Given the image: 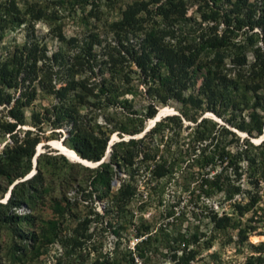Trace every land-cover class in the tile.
Masks as SVG:
<instances>
[{"label": "trees", "instance_id": "16d2710c", "mask_svg": "<svg viewBox=\"0 0 264 264\" xmlns=\"http://www.w3.org/2000/svg\"><path fill=\"white\" fill-rule=\"evenodd\" d=\"M198 1L196 10L200 19L189 18L194 22L187 26L179 23L185 19L186 0H134L126 4L121 18L109 24L110 30L118 37L116 45L109 46L106 56L99 60H90L86 55L95 39L82 44L80 52L68 56L60 50L51 56L43 54V64H33V70L32 59L38 53L36 44L32 49H26L23 44L0 60V103L13 100L9 109L12 120L0 117V132L8 134L10 139L0 149V197L14 183L7 200L0 201V231L5 222L18 217L12 208L28 204L34 196L35 190L30 189L41 173L38 168L31 177L16 181L29 172L43 128V116L38 112L32 114V122L36 126L34 136H30L31 129L17 128L25 123L22 108L33 101L38 90L56 99L50 107L51 119L48 123L53 128L64 123L68 125L63 144L91 161H99L104 156L112 132L131 136L142 132L146 119L151 120L160 111L156 114V102L166 103L172 98L185 107L197 109L200 114L210 110L221 115V107H230L236 128L250 136H261L264 127V0ZM10 5L6 6L8 9L5 11L0 4V28L14 19L18 24L25 21L14 7V1ZM255 27H260V31H255ZM59 37L63 39L61 35ZM249 52L251 61L248 60ZM64 68L66 75L58 77ZM200 70L202 79L198 93H185L195 85ZM133 79H137V84H133ZM139 84L144 85L143 94L150 99L143 114L130 109L131 100L126 96L137 93ZM6 88H17L18 96H11ZM89 105L105 113L104 124L91 123L80 113ZM110 106L121 108L125 115L117 117L106 112ZM243 112L247 119L245 115L241 116ZM237 117L239 120L235 121ZM174 121H179L177 115L165 116L141 137L113 142L108 161L88 168L96 171L95 181L105 188L109 187L111 163L126 170L129 178L133 177L141 167L138 164L133 166V159L138 156V163L150 168L147 182L150 178L158 179L172 174L175 164L183 159L172 156L169 159L162 153L157 155L158 145L153 138ZM227 133L235 135L212 119L202 117L191 131L189 142L193 156L187 166L211 169L220 163L222 169L208 181L209 191L223 192L225 198L232 199L241 188L239 184L230 183V174L226 173L228 167H231L230 171L237 180L243 174V170L239 171V163L245 161L244 173H247L249 181L257 189L260 188L259 183L264 182V139L254 144L245 138L239 148L232 152L223 138ZM64 156L60 157L68 161ZM129 178L120 184L114 196L115 202L125 203L135 194L136 183ZM258 200L259 196L254 193L249 195L246 203L237 201L233 206L242 214ZM211 216L217 230L229 225L236 227L239 241H245L252 231L248 226L241 228L225 212L220 216L216 213ZM89 223V219L81 220L73 230L76 236L72 239L85 237ZM55 225V222L49 224L48 230L54 231ZM51 235L56 239V232ZM191 257L182 253L178 262L186 263ZM90 264L119 263L116 259L102 256L100 260V256H97ZM229 264H264V255L251 254L241 262Z\"/></svg>", "mask_w": 264, "mask_h": 264}, {"label": "rangeland", "instance_id": "374dc122", "mask_svg": "<svg viewBox=\"0 0 264 264\" xmlns=\"http://www.w3.org/2000/svg\"><path fill=\"white\" fill-rule=\"evenodd\" d=\"M13 1L25 21L18 24L14 19L0 28V60L23 44L26 49H32L36 44L38 53L32 59V67L33 64H43V54L51 56L60 50L68 56L80 52L82 44L86 45L94 39L95 43L89 46L86 55L90 60L104 58L109 46L116 45L118 38L110 30L109 24L118 21L126 4L134 0H0L1 8L7 11L6 6ZM186 1L185 19L179 21L184 26L194 22L189 18L200 19L196 10L199 1ZM254 30L259 32L260 27ZM247 55L251 61V53ZM201 71L197 73L195 85L185 93H198ZM65 75L64 68L58 77ZM133 84H137V79H133ZM137 87V93L126 96L131 100L130 109L143 114L150 99L143 94V84ZM5 90L11 96H18L17 88ZM55 101L54 96H46L38 90L33 101L22 108L25 123L17 128L31 129L30 136H34L36 126L33 125L32 114L38 112L44 122L30 161L31 168L16 181L34 174L38 168L41 173L30 189L35 192L28 204L12 208L17 219L3 224L0 231L1 264H90L97 256H100V260L102 256L116 259L119 264H229L241 262L251 254L264 255V182H260L257 189L244 173L245 161H241L239 171L243 170V174L237 180L230 171L231 167L225 171L230 174V183L239 184L241 188L232 199H227L223 192L210 193L208 186V181L222 169L220 163L211 169L187 166L193 156L189 142L191 131L202 117L210 118L218 126L235 133L234 136L230 133L223 135L226 147L232 152L239 148L245 138L254 144L261 142L256 141L260 135L250 136L233 125L230 107H221V115L210 110L200 114L197 109L185 107L173 98L166 103L156 102V114L160 110L157 121L168 115L179 117L178 122L170 123L154 135L153 141L158 145L157 155L162 153L169 159L181 157L183 160H178L172 174L158 179L150 178L149 182L150 168L138 163L139 156L133 159V166L138 164L141 167L130 178L126 170L111 163L110 185L105 188L95 181L96 171L88 169L94 167L72 161L66 156L68 161L60 157L63 153L53 141L63 140L68 125L64 123L53 128L48 123L51 119L50 107ZM12 105L13 100L0 103L1 118L12 120L9 115ZM106 112L117 117L125 115V111L119 107L110 106ZM80 113L91 123H105V113L91 105L85 106ZM244 115L245 112L241 116ZM152 120L146 119L143 131L134 136L112 132L108 143L141 137L155 124ZM234 120H239V117ZM161 136L162 139H159ZM9 140L8 134L0 132V149ZM128 178L136 183L135 194L125 203L115 202L114 196L120 184ZM254 193L259 200L252 208L239 214L233 203H246L249 195ZM5 196L0 197V201H5ZM224 212L232 216L233 222L236 221L241 228H252L245 241H239L237 228L232 225L220 230L214 228L211 215L216 213L220 216ZM85 218L90 220L85 237L73 240L76 236L74 228ZM54 222V231L48 230L49 224ZM52 232L57 233L56 239H53ZM138 242L139 248L136 247ZM182 253L192 257L186 263L178 262Z\"/></svg>", "mask_w": 264, "mask_h": 264}, {"label": "bare ground", "instance_id": "6f19581e", "mask_svg": "<svg viewBox=\"0 0 264 264\" xmlns=\"http://www.w3.org/2000/svg\"><path fill=\"white\" fill-rule=\"evenodd\" d=\"M159 117L155 116L153 119L158 120ZM152 120V119H151ZM154 121V120H152ZM154 121V122H155ZM261 137H263V134L261 135ZM259 139H257L256 141H259ZM53 144L61 151V153H63L65 156L69 157V159H71L72 161H78V162H81L85 165H88V166H95V162L96 161H91V160H88V159H84L82 158L81 156H79L74 150L66 147L62 141H53ZM38 153V152H37ZM35 159V158H34ZM33 175V173H31L30 176L28 177H31ZM26 177V178H28ZM4 201V200H3Z\"/></svg>", "mask_w": 264, "mask_h": 264}, {"label": "water", "instance_id": "95a60500", "mask_svg": "<svg viewBox=\"0 0 264 264\" xmlns=\"http://www.w3.org/2000/svg\"><path fill=\"white\" fill-rule=\"evenodd\" d=\"M157 121V120H156ZM155 122H153V124H154ZM263 137H260V141H262L263 139H264V127H263ZM259 141V142H260ZM111 141L108 143V147H107V149H106V152H105V154H104V156L99 160V161H96L95 162V166H88V165H85V164H83V165H85V166H88V167H96L97 165H99L100 163H102L103 161H107L108 160V157H109V152H110V145H111ZM80 163V162H79ZM82 164V163H81ZM26 179V178H25ZM13 186V185H12ZM11 186V187H12ZM10 187V188H11ZM10 188H9V191L6 193V196H5V201L7 200V198L9 197V194H10Z\"/></svg>", "mask_w": 264, "mask_h": 264}]
</instances>
